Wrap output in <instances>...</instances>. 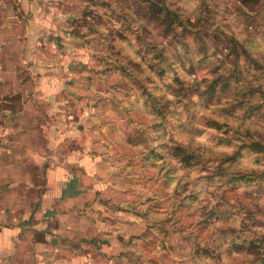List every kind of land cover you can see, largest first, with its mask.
Here are the masks:
<instances>
[{
  "label": "clouds",
  "instance_id": "1",
  "mask_svg": "<svg viewBox=\"0 0 264 264\" xmlns=\"http://www.w3.org/2000/svg\"><path fill=\"white\" fill-rule=\"evenodd\" d=\"M23 2L33 18L16 31L0 32V104L11 103L22 113L12 130L17 137L14 143L4 140L9 132L0 127V142L7 145L0 147V264H21L22 260L29 264H147L150 249L138 252L127 243L110 247L103 242L116 238L115 226L100 223L109 212L118 224L123 220L116 207L127 209L129 214L133 210L148 213L150 220H163L170 217L172 206L186 195L197 177L207 176L220 164L237 171L264 172V161L253 162L260 159L264 143L259 148L243 146L245 139L253 137L264 141V119L244 116L242 107L234 106L230 98L213 103L206 91L195 93L191 88L189 101L181 109L175 86L159 97L148 87L169 69L161 67L151 54L142 53L136 61L123 57L118 43L113 51V43L125 38L144 47L153 41L166 49L169 31L179 33L183 42L212 39L222 45L221 52L230 45L236 57H220L232 65L234 79L226 81L232 96L236 85L249 83L257 87L249 88L247 95H255L264 89V63L260 62L264 58V0H156L158 16L167 21L159 26L137 19L125 0ZM81 3L89 7L99 3L104 11L96 14L93 9V15L85 19L74 7ZM69 16L79 21L78 35L71 38L72 26L66 23ZM212 26L220 30L209 32ZM56 35L63 36L67 51L49 43V36ZM222 36L226 38L221 40ZM240 58L245 61L244 69L240 68ZM212 59L215 62L216 57ZM5 66H9L7 73ZM53 80L54 92L44 87ZM17 94L19 100H4L6 95ZM133 96L145 98L144 112L135 108ZM57 113L55 122L60 131L57 139H50L48 132ZM170 114L175 119L169 123ZM154 127H159V132H152ZM33 154L41 161L56 157L62 166L75 165L69 174L88 181L82 192H71L58 201L55 207L66 222L55 234V244L49 243L43 250L35 246L32 236L47 225L41 222L29 227L25 223L32 215L28 198L37 189L33 179L38 162ZM6 159L14 161V166L6 168ZM205 168L208 170L202 171ZM13 181L19 187L12 190L13 195L4 196L5 185ZM43 195L38 198L43 199ZM76 196L80 198L76 207H61L67 198ZM157 197L161 210L153 215L148 210ZM200 200L207 205L213 196L201 195ZM184 202L190 204L189 200ZM261 204L264 206V201ZM243 219V214L235 217L229 226L239 230ZM101 230L113 235L97 242L86 239L91 234L99 236ZM209 237L215 240L212 233ZM151 238L161 239L158 234ZM241 255L234 251L229 257L221 248L214 264H239L234 258ZM243 255L247 257L245 264H259L257 255L248 249ZM155 256L159 264H169V258L178 264H191L192 259L189 253L174 255L159 249Z\"/></svg>",
  "mask_w": 264,
  "mask_h": 264
},
{
  "label": "rangeland",
  "instance_id": "2",
  "mask_svg": "<svg viewBox=\"0 0 264 264\" xmlns=\"http://www.w3.org/2000/svg\"><path fill=\"white\" fill-rule=\"evenodd\" d=\"M125 5L137 19L150 26L152 22H156L157 26L167 24V21H161L157 14L156 0H125ZM74 7H78L81 17L85 19L93 15V9L96 14L104 11V7L99 3H91V7L81 3ZM0 12L3 16L4 11ZM21 12L28 17V13ZM75 21L78 25L79 21L76 19ZM214 30L219 31L220 28L218 26L208 28L209 32ZM143 31L147 33L148 29L144 28ZM225 38L220 37L221 40ZM165 40L168 41V48L161 49L153 41H149L148 46L144 47L141 42L133 43L125 38L113 43V51L116 50L118 43L123 57L136 61L142 58V53L144 56L151 54L161 67L169 69L165 74L154 78L153 83L148 87L154 95L159 97L167 94L170 86H175L178 91L176 100L181 109L189 101L187 93L191 88L195 93L206 91L213 103L218 102L219 99L230 98L234 106L242 107L244 116L249 119L253 117L264 119V111H261V108H264V89L249 96L247 95L249 88H256L257 84H238L236 94L232 96V90L228 88L226 81L234 79L232 65L223 63L220 57L223 56L224 60H228L229 57L236 58L232 56L230 45L221 52L222 45L218 46L212 39L190 38L183 42L179 33L172 35L171 31L165 36ZM173 41H181V43L174 44ZM213 57H216L215 62ZM260 62L264 63V58ZM240 68H245L243 58H240ZM193 77L195 79H192ZM131 99L138 111L146 110L144 97L133 96ZM200 103L203 106L202 99ZM156 107L159 108L160 105L157 104ZM172 111H175V108ZM174 119L175 117L170 114L167 122L170 123ZM163 126L159 125V127ZM159 127H154L152 132H159ZM261 143L264 141L259 137H253L245 139L243 146L251 145L259 148ZM262 161H264V150L260 153V159L253 162L259 164ZM207 170V168L202 169V171ZM209 188L214 191L209 193ZM205 194L213 196V200L207 205L200 200L201 195ZM185 200L190 201L188 206L185 205ZM261 201H264V172L237 171L235 167L230 168L227 164H220L207 176H199L192 182V188L188 189L186 195L172 206L170 217L166 216L163 220H150L148 213L142 216L139 212L135 213L147 226V231L138 239H132L131 248L138 252L150 249L147 264H159L155 256L157 249L174 255L189 253L192 258L191 264H214L216 254L221 248L229 257L234 251L241 252V256L234 258L239 261V264H245L247 260V257L243 255L245 249L257 255L259 264H264V231H262L264 230V206ZM160 210L161 203L157 197L155 205L149 208L148 212L158 215ZM242 214L244 219L240 222V229L230 227L233 219ZM209 233L215 236V240H211ZM157 234L161 239L155 241L151 237ZM169 264H178V262L176 259L169 258Z\"/></svg>",
  "mask_w": 264,
  "mask_h": 264
},
{
  "label": "crops",
  "instance_id": "3",
  "mask_svg": "<svg viewBox=\"0 0 264 264\" xmlns=\"http://www.w3.org/2000/svg\"><path fill=\"white\" fill-rule=\"evenodd\" d=\"M2 10L4 11V15L1 16L0 12V32L16 31L17 28H20L21 25L26 24L27 21L33 18L32 12L28 10L23 0H4L3 3H0V11ZM21 11L28 13V17L24 16ZM66 23L72 26L69 38H71V36L78 35V33L75 31L77 23L74 17L69 16ZM63 40V36H49V43H56L58 48L67 51ZM39 42L41 46H43V37L39 38ZM69 70L71 71V66H69ZM5 72H9V66H5ZM44 87L54 92L56 88V81L53 80L50 84L45 82ZM10 99L19 100L20 94H17L15 97H9L7 95L4 97V100L6 101ZM21 115L22 113L17 112L13 104H0V127H3L9 132V135L4 137V140L7 141L8 144L14 143L17 138L15 135H13L12 130L16 128ZM58 117L59 114L57 113L52 118L53 122L48 132L50 139L58 138L60 130L55 122ZM72 119L79 120L80 117L73 116ZM0 147L6 148L7 145L0 142ZM5 155H7V152H5ZM33 156L38 162L36 165L38 171L33 179V183L37 184V189L34 190V194L28 198L29 211L32 212V215L27 221H25V223L28 224L29 227L33 223L41 224V222L43 225H47V227H43L42 231H35L32 236L35 246L43 250L44 247L49 243L55 244V234L62 229L66 222V217L59 211L57 207H55L58 204V201L71 192H82L84 190V185H87L88 181L74 179L73 175L69 174V168L75 165H69L68 167H65L62 166L63 162L58 161V158L56 157H49L48 159L41 161L39 156L35 154H33ZM83 163V161L80 162L81 165H83ZM4 165L6 168L10 165L14 166V161L6 159L4 161ZM37 181H40V183H37ZM18 187L19 185L15 181H13L10 185H5L6 191L4 192V196L13 195L12 190ZM45 193L46 195H43ZM41 195H43V199L38 198ZM96 195L99 196L100 192L97 191ZM104 199L107 198H103L101 201L102 203L104 202ZM79 202L80 198L78 196L69 197L64 201L61 207L73 208L76 207ZM85 207H87V205H85ZM116 211L122 214L123 223L118 224L116 220L112 219V215L114 213L109 212V214L105 216L104 219L100 221V223L105 225V227H108L109 225L115 226L114 231L116 238L114 241L104 239L103 242L105 244H109L110 247L117 243L120 245L127 243L131 248L132 239H138V237L143 236L147 231V226L143 224L142 221H140V217L136 215L138 214L137 212L129 214L127 209L119 207H116ZM41 212H43V215H41ZM112 235L113 232H103L101 230L99 236L96 234H91L86 239L97 242L102 237H111ZM73 247L78 248L79 246L73 245ZM123 254L124 253L121 252V255ZM21 264H29V262L27 260H22Z\"/></svg>",
  "mask_w": 264,
  "mask_h": 264
}]
</instances>
